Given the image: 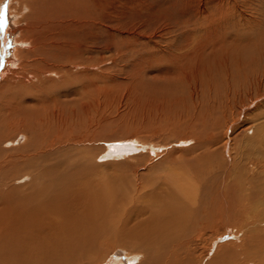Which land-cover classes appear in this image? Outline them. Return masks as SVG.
<instances>
[{
    "label": "bare ground",
    "instance_id": "6f19581e",
    "mask_svg": "<svg viewBox=\"0 0 264 264\" xmlns=\"http://www.w3.org/2000/svg\"><path fill=\"white\" fill-rule=\"evenodd\" d=\"M11 8L15 23L26 24L16 41L24 47L16 48L12 60L19 69L7 72L9 30L0 5V75L5 74L0 85V264H120V259L109 258L117 248L128 251L127 264H264V178L256 187L249 182L240 189L223 175V184L209 192L205 180L195 179L198 161L189 163L196 174L183 170L199 184L196 189L178 180L143 192L137 187L139 194L132 196L123 182L106 189L93 185L94 163L82 149L74 151L87 145L90 135L79 122L72 126V117L68 122L60 97L67 96L69 87L62 54L72 57L90 48L80 50V42L65 49L69 40L64 26H102L122 35L126 28L115 20L116 12L104 6L105 16H113L107 27L108 18L96 16L94 0H15ZM34 9L41 16L29 20ZM78 26L69 29L80 30ZM23 52L33 58L25 60ZM19 135L25 140L14 146ZM118 141L106 149V159L133 156V150L147 145ZM132 182L135 187L137 181ZM221 225L241 233V238L219 243Z\"/></svg>",
    "mask_w": 264,
    "mask_h": 264
},
{
    "label": "rangeland",
    "instance_id": "374dc122",
    "mask_svg": "<svg viewBox=\"0 0 264 264\" xmlns=\"http://www.w3.org/2000/svg\"><path fill=\"white\" fill-rule=\"evenodd\" d=\"M14 4L15 0L0 2L9 30L7 72L17 69L14 53L24 47L16 41L26 20L15 23ZM94 5L99 19L108 18L107 27L115 11V20L126 31L119 35L102 26L65 25V49L82 42L80 50L88 45L90 49L76 53L78 59L61 53L69 73L66 91L74 95L60 96L68 122L72 117L69 123L79 122L92 138L74 151L82 149L94 163L93 185L106 189L121 182L132 196L139 194L137 187L143 192L178 180L196 189L199 184L183 170L201 161L195 179L205 180L209 192L223 184V175L234 187L237 182L240 189L249 182L256 187L264 178V0H94ZM106 5L112 8L107 16ZM35 11L29 20L41 16ZM23 54L25 60L33 58ZM14 138V146L25 140L24 135ZM111 139L147 145L137 147V153L133 150V156L106 159V149L119 145L105 143ZM129 179L137 181L135 187ZM218 230L219 243L241 236L223 225ZM127 252L117 248L109 258L127 264Z\"/></svg>",
    "mask_w": 264,
    "mask_h": 264
}]
</instances>
